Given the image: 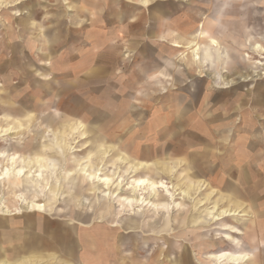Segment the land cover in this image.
Returning a JSON list of instances; mask_svg holds the SVG:
<instances>
[{"label": "rangeland", "instance_id": "374dc122", "mask_svg": "<svg viewBox=\"0 0 264 264\" xmlns=\"http://www.w3.org/2000/svg\"><path fill=\"white\" fill-rule=\"evenodd\" d=\"M11 1L15 0H0V4ZM116 1H119L117 4L119 8L116 6ZM133 1L20 0L21 4L15 7L0 5V86H2L0 87V125L17 120L28 127L19 135L11 134L0 138V154L9 150L11 153L30 156L31 152H35L32 148H35L36 144L39 150L47 146L48 149L41 152L48 157V160L58 165L59 169L56 170L57 173L54 172L55 175H47L42 182L58 186L61 196L58 195L56 199L54 195L56 190L52 189L46 193L38 183L37 187L30 188L24 182L17 189L24 188L20 193L24 194L28 201L36 199L42 205L48 203L46 211L54 208L63 209L65 206L64 210L68 214L75 218L81 216L83 221L85 219L107 221L119 217L129 222L132 219L128 218L135 217L129 211L130 206H123L118 197L108 200L101 193L102 186L90 182L84 172L79 170L80 166L85 167L88 160L86 156L90 153L93 154L90 159L93 166L97 168L103 165L102 150L106 146L114 148L112 153L116 158L121 150H124L133 161L144 159L143 162L151 171L144 170L138 175L139 177L152 172L156 180H164L169 187L175 185L184 189L192 182L200 183L203 189L199 191L196 188L194 191L196 193L193 192L194 198L176 195L175 200L182 204L181 207H171L163 211L145 208L141 214L136 215L139 221L136 225L142 227L135 230L139 231V235L151 236L152 241H155L150 256L144 258L146 253L142 249L133 248L131 244H118L117 241L124 237L119 234L114 235L116 238H111L114 243L110 247L114 248L116 254L131 250L130 258L136 262L148 259V264H158L155 259L158 252L163 250L164 254H168V263H171L174 261L170 259L171 253L175 252L177 247L185 246L199 254L197 259L191 258V264H221L207 257L225 252L234 253L245 247L241 243V231L237 232L236 229L239 230L242 226L241 222L248 218V213L244 212L246 217L241 218V222L235 218L215 221L209 213L210 207L216 202L222 206L221 208L230 207V202L225 197L228 199L231 194L224 185L227 182L237 186L239 182L236 167H232L234 179L222 180L223 172L229 169V166L228 169L223 166L226 164L224 163L225 125L229 123L232 127L229 135H233L231 138L233 154L239 151L236 145L241 139L239 131L241 115L259 117L254 120L253 127L251 122H247L248 129L264 128V84L261 85L262 81H258L254 90H248L252 82L239 85L241 71L244 78L248 76L247 81L256 78L251 74L254 69L259 68L255 66L254 61L261 58L251 50V45L256 39L240 47L234 40L238 37H232L231 43L229 41L225 43V33L234 34L246 25V28L255 29L257 33L264 35V1L228 0L229 4L225 11L227 20L221 17L214 19L210 16L212 26H217L215 35L220 46L217 49L210 47L212 49V57H210L206 53L207 42H202V64L194 61L191 55L181 57L184 50L172 45L175 40L184 36L182 35L184 33H178L174 27L177 21L179 23L186 21L188 25L197 24L195 36L191 34V37H196L200 31V23L205 20L202 15L193 14L190 0H152L154 5L162 2L177 4V6H169L167 15L171 14L173 7L176 11L180 10V7L183 8L167 18L163 29H158L164 34H170L166 30L168 27L173 30L169 38L163 41H159L160 38L155 40L148 35L154 26L151 24L152 21L144 18L147 16V8L141 5L142 0ZM212 1L214 6L215 0ZM220 2L223 3V0ZM129 6L134 7L135 11L130 12ZM120 10L128 11L131 17L121 21L108 16L112 11L119 13ZM246 11L249 13V21H243L240 16ZM206 12L212 14L210 6ZM133 15L141 19L135 20ZM255 33L253 32L254 37L260 36ZM146 44L152 46L145 49ZM245 53H249L254 61H241V55ZM262 56L264 63V53ZM168 57L172 68L177 71L176 78L180 80L181 75H184L186 79H183L184 84L172 85L169 89L155 92L157 86L154 87L150 81L146 82V75L162 68L164 59ZM227 63H229L228 69L225 66ZM45 67L48 69L43 70ZM95 71H101V74L95 76ZM259 72L263 71L259 69ZM163 78L158 76L156 81ZM225 87H231L232 91H224ZM36 91L39 92H37L40 94L39 97ZM174 93L186 104L189 117L186 115L184 118L185 124L178 122L177 110L167 113L168 107L175 108V104L170 103L175 100L172 97ZM169 94L171 97L168 96ZM225 113L227 119L223 120ZM152 118L159 120L157 122ZM208 120L211 122H207ZM62 121L65 122V129L62 128ZM159 121H162L161 124ZM79 122L85 125L86 139H82L75 129ZM48 127L53 131L47 133ZM41 134L43 135L40 136ZM244 137L246 138L245 135ZM59 138L69 143L66 150L63 149V144L61 147L56 144ZM250 140L254 142V138ZM75 141L77 143L74 144ZM207 145L210 155L202 159L200 154L205 152L204 147ZM73 146L76 148L73 149ZM249 148L252 152L258 149L254 144L253 148ZM229 151L228 148V153ZM146 152L151 154L147 161L145 160L147 157L141 158ZM193 154L198 157L196 161L192 159ZM234 159L236 158L233 157ZM104 167L109 171L116 167L124 169L127 164L118 162L116 166H111L110 163H106ZM70 169L73 170V174L68 176ZM229 176L230 172L227 178ZM251 183L256 182L253 179ZM4 184H0V197L3 198L5 207L11 211L19 208L17 215L23 216L2 213L4 215L0 217H3V221L19 224L28 216V219L35 222L39 219H50L62 223L59 218L37 213L28 214L26 207L14 206V194L17 192L6 186V182ZM247 188L246 182L240 186L242 201L252 209L251 219L256 224L259 220L264 224V211H262L264 206L261 205L264 204V191L260 190L257 193L253 189L255 187L251 186L253 192L248 194ZM256 193L258 196L255 195ZM260 193H263L262 196H259ZM207 197L209 201L202 205L201 202ZM152 201L171 202L163 192ZM144 223L147 225L145 228ZM62 224L68 225L67 222ZM73 227L76 231L79 230L77 224L68 226V228ZM17 228L18 230L14 231L6 227L7 232H0V242L5 240L3 235L10 233L9 231L12 232V236L14 235L13 240H16L18 233L23 235V226L18 225ZM105 232L110 233V230L105 228ZM253 233L260 235L257 225L253 226ZM73 237L76 239V234H73ZM250 257L244 264H256V262L264 264L263 261L255 262V259ZM164 261L166 263V260ZM223 264L229 263L224 261Z\"/></svg>", "mask_w": 264, "mask_h": 264}, {"label": "crops", "instance_id": "0c3cea01", "mask_svg": "<svg viewBox=\"0 0 264 264\" xmlns=\"http://www.w3.org/2000/svg\"><path fill=\"white\" fill-rule=\"evenodd\" d=\"M192 1L193 0H190V2L193 5L192 9H193L194 15L203 16L202 13L204 12L205 14L209 15V19H210V16H212L214 19L221 17L224 20H227V16H226L227 12H225L226 11L225 9L228 7V4H229L228 0L227 1L223 0V3L220 2L222 0H215L214 6H212V2H213L212 0H209L206 6H204L205 4H201L199 2L193 3ZM172 5H169V6L171 7ZM174 5L177 6V4L175 3ZM197 5H201L202 7L200 8ZM209 6H210V10L212 11L211 12L212 14H209L208 12H206V9ZM173 8L174 10L176 9L175 7ZM167 9H166V13H167ZM240 16L243 21H249V13L247 11L246 13H242ZM130 17H131L130 13H128V11H125L124 14H121V16L118 19L121 21H125V19L128 20ZM132 17L135 18L134 15ZM144 18L147 19V16H144ZM136 19H141V18H135V20ZM209 22H210V27L212 28L213 36L217 38L215 35L216 34L215 30L217 26H212L211 19L209 20ZM249 29L250 28H246L245 26H242L241 28L238 29V32H235L234 34H232V32L225 33V37H226L225 43H229V42L231 43L232 37H238V38H235L234 40L238 43V46L240 47H244L246 42L252 41L254 39H256V41L262 42V44L264 45V39L262 38L264 37V35H260V33H257L258 31L255 29L253 30L251 29L249 30ZM253 32H256L255 34H258L260 36L254 37ZM195 33L196 32H193L194 36H195ZM148 35L154 38L155 40H159L158 38H160L159 41H163L166 38H169V36L162 37L165 35L163 31H158L154 33L150 32ZM179 40H175V41H179ZM150 46H152V44H149V45L146 44L144 45V48L146 49ZM226 46L225 48H227ZM211 52H212V49H211ZM210 57H212V55ZM170 62L171 61L169 60V57L164 59V64H163L164 66L162 68H159L155 70L154 72H152L151 74L146 75V82L150 81L153 83L154 87L155 85L157 86L155 87L156 88L155 92H159V91L161 92L166 89H169L172 85L179 86L181 84H184L183 79L185 78V76L181 75L182 78H180V80L177 79L175 76V73H177V71L172 68L173 66L171 65ZM225 66L229 67V63H227ZM96 74L100 75L101 71H97V72L95 71L94 75L96 76ZM158 76L164 77V78L156 81V78ZM246 77L248 78V76ZM243 78H244L243 72L241 71L239 85L241 83L250 82V81H247V78L244 81ZM226 79L227 78L225 76V80ZM258 81H262L261 85H263L264 76L256 77L254 80H252L251 81L252 84H250V86L248 87V90L256 89L258 85ZM128 86H130V83L128 84ZM192 88H195V87H192ZM224 91L230 92L232 91V88L225 87ZM236 93L239 94L237 91ZM168 96L171 97L170 94ZM172 97L175 100L174 102H170V103L175 104L174 105L175 108L168 107L167 113L170 114L174 112L175 110H177L178 113L176 115H177L178 122L180 123L182 122L185 124L184 118L186 117L188 113L186 112V109H187L186 104L185 102L181 100L179 95L175 94L174 96L172 95ZM176 101H177V104H176ZM226 115L227 113L224 114L223 120L227 119ZM173 116L176 117L175 114H173ZM257 118L259 117L257 116L255 117L254 115L249 116V117L248 115L240 116L241 126L239 127V129L241 132L240 133L241 139L239 140V144L236 145V147L239 148V151H237L238 154L237 152H234L233 154L231 151L232 136L229 135V133H231L232 127L230 126L229 123L225 125V129H224L225 138L224 139H225L226 144L224 146L225 148L224 163L226 164H223V166L225 165L226 169H228V166H229V169L228 171L226 170L227 172L226 171L223 172L222 180L223 179L224 180L234 179L235 175L232 171V167L238 168L237 179H239V182H237L236 184L237 186L226 182L224 186L225 188L229 189V194H231V196H229L228 199L227 197L225 198L231 203L230 206L231 207L234 206V208H235V204L232 201H234V198H238L240 201L239 203L241 207L240 210L248 213V218L245 221L241 222L242 226L239 229L241 231L240 234H242L241 243L244 244L245 247L241 248L240 250H236V252L234 253H240V254L246 253V254L251 255L255 259V261H263L264 263V252H263L264 250V235H263L264 224L260 222V220L256 224V222L253 219H251L253 216L252 215L253 213L251 212L252 209L246 206L245 202L242 201L241 194L239 193L240 186H243L244 182L248 184V188H247V190H249L247 191L248 194H251L253 192V189H255L256 192L257 191L259 192L260 190L264 191V128H261L260 130L246 128L248 127V124H247L248 121L251 122L252 124L251 127H253L254 120H257ZM207 122H211V120H208ZM244 135L246 136V138L244 137ZM253 138H254V142L250 140ZM253 144L254 146L256 145L258 148L256 152L250 151L249 147L253 148ZM227 148L230 149L229 153H228ZM204 150L205 152L200 154V156H202V159H205L207 155H210L208 145L207 147H204ZM233 157H235L236 159L233 160ZM197 158L198 157L193 154V157H192L193 161H196ZM250 159H255V161H249ZM229 172H230V176L227 178V175H229ZM215 178H218V177H215ZM253 179L256 182L254 184L251 183ZM251 186L255 188L252 189ZM257 193L255 194L256 196H258ZM262 194L263 193H260L259 196H262ZM261 205L262 207L264 206V204H261ZM64 209H66L65 206L63 209L54 208L44 213H37V214L47 215L53 218L55 217L59 218L62 223L67 222L68 225L57 223L56 221L50 220V219H44V220L39 219L38 221L35 222L32 219H28V216L24 221L19 222V224H17L15 222L3 221L4 220L3 217H0V232H7L6 227H9V226H10V230H14V231L18 230L17 228L18 225L20 226L22 225L24 228L23 235H20V233H18L17 237H15L16 240H13L11 231H9L10 233L8 234L5 233V235H3L5 240H3V242H0V260H6L8 262L16 263V264H140V263L148 264L147 263L149 261L148 259H142L140 261L137 260V262L134 259L132 260L130 258V255L132 254L131 250L129 252H123V253L118 252L116 254L115 250H113L114 248L110 247V245L114 243V241H112L111 238H116L114 237V235L119 234L122 237L123 236L124 237L123 239H119L117 241L118 244H121V243L131 244L133 248L135 247L137 249H142V251L146 253V256H144V258L150 256L151 252L153 251V243L155 241L154 242L152 241L151 236L139 235L138 234L139 231L135 230L137 228L135 225H132V223L126 222L125 230L122 231L121 227L116 226L117 223L115 222L117 220H107V221L85 220L83 221V217L81 218V216H79V218H75L71 216L70 214H68L66 210ZM262 211H264V209H262ZM28 214H36V213H28ZM16 216H23V215H16ZM85 222H88V223H85ZM258 223H260V225ZM73 224H77L79 226L78 231L75 230V227L68 228V226L73 225ZM254 225H257V226L259 225L260 235H256L253 233ZM145 226H147L146 223L143 225V227L145 228ZM105 228L109 229L110 233L105 232ZM73 234H76V239L73 237ZM97 236L99 238H97ZM146 241L147 243H145ZM4 242H7V243L2 244ZM5 245H8V246L5 247ZM147 253L149 255H147ZM157 254L158 255L155 256L156 257L155 259L157 260L158 264H191V258L194 257L195 259H197L198 257L197 256L198 252H195L194 249L190 251L189 248L185 246L183 247L179 246L177 247L175 252L171 253L170 259L174 260L171 263H168V259H169L168 254L167 255L166 253L164 254L163 250L158 252ZM116 256L118 257L116 258ZM164 260H166V263ZM181 260H184V262H181ZM185 261H187V263H185Z\"/></svg>", "mask_w": 264, "mask_h": 264}, {"label": "bare ground", "instance_id": "6f19581e", "mask_svg": "<svg viewBox=\"0 0 264 264\" xmlns=\"http://www.w3.org/2000/svg\"><path fill=\"white\" fill-rule=\"evenodd\" d=\"M114 0H112L113 2ZM130 2H134L133 0H129ZM175 1V0H173ZM179 1V0H178ZM209 0H193V3H201L205 4L206 6L207 2ZM238 1V0H237ZM264 1V0H263ZM116 6L119 1H116ZM69 3V2H68ZM173 3V2H172ZM172 3L164 4V3H158L156 6L152 2V0H142L141 5L144 8H147V20L152 21V29H150L151 33L158 32V29H163L164 28V23H167V18L172 15L175 10L171 12L170 15H167L166 9L168 8L169 5H172ZM10 4V5H9ZM18 4H21L20 0H15L8 2L6 4L1 3L0 5L2 7H12V6H17ZM174 4V3H173ZM237 4V3H236ZM77 5V4H76ZM263 5V4H262ZM106 6V5H105ZM173 6V5H172ZM175 6V5H174ZM220 6V5H219ZM119 8V6H117ZM212 7V6H211ZM129 9L131 11H135V8L132 6H129ZM180 10H177V12L181 11V7L179 8ZM222 9V8H221ZM77 10V9H75ZM188 10V9H187ZM226 10V9H225ZM124 10H120L119 13L111 12L108 14L109 17H114L119 18L121 14H124L122 12ZM214 11V10H213ZM230 11V10H229ZM100 13V12H99ZM89 14V13H88ZM101 14V13H100ZM204 16V21L200 23L199 29L200 31L197 33L196 37H191V33L196 32L195 26L194 25H188L189 23H186V21H183L179 23L177 21L176 25V31L178 33H184V35L179 41H174L172 45L178 49L184 50L181 54V57H185L188 55H191L193 57V60L196 61L198 64H202V47L201 44L202 42H207L208 47H207V55L211 56L212 52L210 47L217 49L220 46V42L218 38H215L212 33V28L210 27V22H209V15L205 14L204 12L202 13ZM20 15V14H17ZM178 15V14H177ZM85 16V15H84ZM220 16V15H219ZM230 17V16H229ZM94 18V17H93ZM125 18V17H123ZM219 19V17H218ZM126 20V19H125ZM96 21V20H95ZM134 21V20H133ZM233 21V20H232ZM23 22V21H22ZM26 22V21H25ZM101 22V20H100ZM115 22V21H113ZM29 23V22H28ZM169 23V22H168ZM24 24V23H23ZM243 24V23H242ZM240 24V25H242ZM172 25V24H171ZM170 25V26H171ZM246 26V25H245ZM22 27V26H21ZM135 27V26H134ZM30 28V27H27ZM121 28V27H120ZM137 29V28H136ZM10 30V29H9ZM99 30V29H98ZM114 30V28H113ZM120 30V29H119ZM168 33L170 34H165L162 37H167L171 35V32L173 31L171 28L166 29ZM184 30V31H183ZM161 31V30H160ZM228 31V30H227ZM242 32V31H241ZM243 33V32H242ZM196 34V33H195ZM233 34V33H232ZM16 36V35H15ZM159 36V35H158ZM243 36V35H242ZM29 37V36H28ZM90 37V36H89ZM226 38V37H225ZM90 39V38H89ZM167 39V38H166ZM118 40V39H117ZM134 39H132L133 41ZM138 40V39H137ZM107 41V40H106ZM110 41V40H109ZM121 41V40H120ZM113 45V44H112ZM203 45V44H202ZM242 45V44H241ZM131 46V45H130ZM170 48V47H169ZM167 48V49H169ZM248 49V48H247ZM103 50V49H102ZM120 50V49H119ZM171 50V49H170ZM174 50V49H173ZM172 50V51H173ZM242 50V49H241ZM251 50L257 54V57H261L258 60H255L251 57V55L248 53H245L241 55V61L248 62L253 60L255 62V66H259V68L254 69L251 74H253V77H261L262 74H264V68L262 66L264 65L262 59H263V53H264V45L260 41H254V43L251 45ZM176 51V50H175ZM174 52V51H173ZM225 52V51H224ZM245 52V51H244ZM96 53V52H95ZM176 54V53H175ZM91 59V58H90ZM94 59V58H93ZM228 59V58H227ZM64 61V60H63ZM66 63V62H65ZM48 65V64H45ZM50 65V64H49ZM221 65V64H220ZM7 66V65H5ZM64 64V68H65ZM69 66V65H67ZM191 66V65H190ZM3 68V67H2ZM57 68V66L55 67ZM90 68V67H89ZM188 68V67H187ZM48 68H44L43 70H47ZM52 69V68H51ZM228 69V67H227ZM259 69H261L263 72L260 73ZM188 70V69H187ZM4 71V69H3ZM189 71V70H188ZM228 71V70H227ZM33 72V71H32ZM31 72V74H33ZM55 72V70H54ZM116 72V71H115ZM216 73V72H215ZM23 74V73H22ZM79 74V73H78ZM219 74V72H218ZM14 75V74H13ZM127 75V74H126ZM196 75V74H195ZM116 76V75H115ZM127 77V76H126ZM191 78V77H190ZM245 77L244 79H246ZM13 79V78H12ZM186 79V78H184ZM211 79V78H210ZM103 80V79H102ZM217 81V80H216ZM251 82V81H250ZM247 83V82H246ZM8 84V83H7ZM28 86V84L26 85ZM25 86V87H26ZM208 86V85H207ZM2 87V86H0ZM23 90V89H21ZM38 90V89H37ZM40 91V90H39ZM36 95H40L37 93ZM142 93V92H141ZM172 94V93H170ZM175 94V93H174ZM18 96V95H17ZM35 96V95H34ZM39 97V96H38ZM171 101V100H170ZM184 102V101H183ZM46 106V105H45ZM170 106V105H169ZM41 107V106H40ZM43 108V107H42ZM147 108V107H146ZM51 109V108H50ZM27 110V109H23ZM64 116V115H63ZM53 118V115L51 116ZM169 118V117H168ZM69 119V117H68ZM154 119V121H157V119ZM162 120V119H161ZM166 120V118H165ZM77 121V120H76ZM169 121V120H168ZM172 121V120H171ZM63 122V121H62ZM158 122V121H157ZM161 124L162 121H159ZM154 123V122H153ZM225 123V122H224ZM43 124V123H42ZM204 124V123H203ZM157 126V124L155 123ZM154 126V125H153ZM167 126V125H166ZM171 126V125H170ZM173 126V125H172ZM245 126V125H244ZM247 126V125H246ZM62 128L65 129V122L62 123ZM157 128V127H156ZM217 128V127H216ZM247 128V127H246ZM28 129L27 126L22 124L20 121L17 120H12V122H7V124L0 125V138H3L8 135H19L23 132H25ZM75 129L78 131L82 139H86L87 133L84 131L85 130V125L81 122L76 124ZM231 129V128H230ZM43 131V130H42ZM50 131H53L50 127L47 128V133ZM76 131V132H77ZM212 131V130H211ZM240 131V129H239ZM44 132V131H43ZM45 133V132H44ZM41 134L40 136H42ZM218 135V134H217ZM50 136V135H48ZM233 136V135H232ZM249 136V135H248ZM98 140L100 138H97ZM43 140V139H42ZM77 143L76 141L74 144ZM139 143V142H138ZM222 143V142H221ZM56 144H58V147H61V144H63V149L66 150V147H69V143L64 141L63 139L61 140L60 138L57 139ZM230 144V143H229ZM84 146V145H83ZM82 146V147H83ZM131 146V145H130ZM222 146V145H221ZM35 148H32L35 152H31L30 156L25 155H20L19 153H11L9 150L8 151H3L0 154V184H4L6 182V186L9 188L15 189L13 191L17 192L14 194V206L19 205L20 207H26L29 213H41L46 212L47 209V204L45 203L44 205L41 204L39 200H30L28 201L25 197L24 194H21L20 192L24 190V188H21V190L17 189L19 188L24 182L27 183V185L30 186V188H35L37 187V183L41 184L44 192H48L52 189L55 192V198H58V195H60L59 191L60 188L58 186H55L53 184H43V179L47 177V175H55L58 170V165L56 166L52 160H48V157L43 154L42 152L46 151L48 149L47 146H44L42 149L39 150L36 146ZM74 147V146H73ZM223 147V146H222ZM54 148V146H53ZM74 147L73 149H75ZM92 148V147H91ZM139 148V147H138ZM137 148V150H138ZM113 147L112 146H106L102 151H103V159L101 160V163L103 165L98 166L97 168L93 166L92 161L90 160L91 157H93V154H87L86 158L88 159L86 162L85 167L80 166V171L87 177V179L90 182H93L97 184V186H102L98 190L108 199L111 200L112 198H119L118 200L122 202V205L125 207H129V211L131 212V215H134V218H128L132 219L129 221L132 223V225H135L136 228H140L142 226L136 225L137 222H139L136 217V215L141 214L145 208H153L156 211L159 210H168L171 207L172 208H179L182 206L181 203H177L175 200L176 195H180L182 197H188V198H194L193 192L196 190V188L200 191L203 189V186L200 183H190L184 188L175 186L173 185L172 187H169L167 183L164 180H156V178L153 177L152 172H148V175L144 177H139L138 175L141 174L142 171L144 170H150V167L142 161H133L131 160L129 154H126L124 150H121V153L116 156L112 153L113 152ZM228 149V148H227ZM42 150V152H41ZM54 150V149H53ZM71 150V149H69ZM140 150V149H139ZM237 150V149H236ZM239 150V149H238ZM15 151V150H14ZM221 151V150H220ZM18 152V151H17ZM250 152V151H249ZM54 153V152H53ZM231 155V153H230ZM151 154L146 152L141 156V158L148 159L150 158ZM85 158V159H86ZM66 159V157H65ZM244 159V158H243ZM246 159V158H245ZM147 161V160H146ZM81 162V161H80ZM119 163H125L127 164V167L124 169L122 168H115L114 170H109L106 171L104 164L110 163L111 166H116ZM81 165V164H80ZM190 165V164H189ZM152 167V166H151ZM66 171V170H65ZM151 171V170H150ZM241 171V170H240ZM56 172V173H54ZM147 172V171H146ZM73 174V170L68 171V176H71ZM227 175V174H226ZM67 176V177H68ZM138 176V177H137ZM242 179V178H241ZM83 180V178H82ZM85 180V179H84ZM239 181V179H238ZM8 184V185H7ZM239 184V183H238ZM61 186V184H59ZM240 185V184H239ZM202 186V187H201ZM5 187V184H4ZM239 188V187H238ZM17 189V190H16ZM93 191V189H91ZM163 192L166 197H168V201L171 200V202H155L152 201L153 199L155 200L159 194ZM20 193V194H19ZM128 193V195L126 194ZM196 193V192H194ZM212 195V194H210ZM40 195H38L39 198ZM61 196V195H60ZM193 196V197H191ZM54 197V196H53ZM163 199V198H162ZM165 199V198H164ZM47 200V199H46ZM207 201H209V197L204 199L201 204L204 205ZM235 204V208L230 207H223L219 205L217 202L213 204L212 207H210V214L213 217L215 221H223L225 218H235L237 221L241 222V218L246 217V214L241 211L240 207V201L238 198H234V201H232ZM4 200L2 197H0V215L8 214V215H17L19 213L18 209L14 210H9L8 207H5ZM81 203V202H80ZM51 204V203H50ZM135 204V206H134ZM231 204V203H230ZM52 205V204H51ZM243 208V207H242ZM6 209V211H5ZM209 209V208H208ZM245 210V209H244ZM18 212V213H17ZM110 212V211H109ZM108 212V214H109ZM4 213V214H2ZM112 215V214H111ZM120 215V212L118 213V216ZM253 215V214H252ZM78 217V216H76ZM174 219V218H173ZM185 219V218H184ZM3 220V219H2ZM68 220V219H67ZM86 220V219H85ZM84 220V221H85ZM117 220L115 223H117V227H121V230H125V223L127 222V219H119V217L115 218ZM75 221V220H74ZM78 221V220H77ZM82 221V220H80ZM176 222V221H175ZM82 223V222H81ZM88 223V222H85ZM145 224V223H144ZM181 224V223H180ZM184 224V223H183ZM182 224V225H183ZM260 225V223H258ZM9 225V224H8ZM258 225V227H259ZM90 226V225H88ZM263 226V225H262ZM10 227V226H9ZM16 228V227H15ZM86 228V227H85ZM116 229V228H115ZM9 230V229H8ZM120 230V231H121ZM148 230V229H147ZM237 232L240 230L236 229ZM180 233V232H179ZM104 235V234H103ZM129 235V234H128ZM14 236V235H13ZM183 236V235H182ZM139 237V236H138ZM141 237V236H140ZM258 237V236H257ZM97 238H99L97 236ZM230 238V237H228ZM179 239V238H178ZM126 240V239H124ZM142 240V239H140ZM178 241V240H177ZM7 243V242H6ZM147 243V241L145 242ZM256 243V242H255ZM122 244V243H121ZM253 244V243H252ZM173 245V244H172ZM249 247V246H248ZM254 248V247H253ZM257 248V247H255ZM180 249V248H178ZM162 251V250H161ZM258 252V251H257ZM209 255V254H208ZM251 255L246 254V253H233V252H225L221 255H216L212 256L209 255L207 258H212L218 263L223 264L224 261H226L229 264H244L250 259ZM259 259V258H258ZM256 262V261H255ZM134 263V262H133ZM0 264H16V263H11L6 260H0ZM141 264V263H140Z\"/></svg>", "mask_w": 264, "mask_h": 264}]
</instances>
